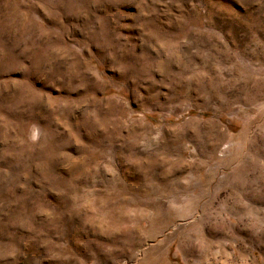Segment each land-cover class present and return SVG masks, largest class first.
I'll return each instance as SVG.
<instances>
[{
	"label": "rangeland",
	"instance_id": "obj_1",
	"mask_svg": "<svg viewBox=\"0 0 264 264\" xmlns=\"http://www.w3.org/2000/svg\"><path fill=\"white\" fill-rule=\"evenodd\" d=\"M0 264H264V0H0Z\"/></svg>",
	"mask_w": 264,
	"mask_h": 264
}]
</instances>
